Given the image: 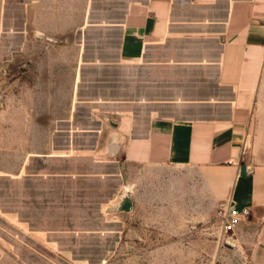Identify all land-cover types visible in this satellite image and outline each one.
Instances as JSON below:
<instances>
[{
	"label": "crops",
	"instance_id": "0c3cea01",
	"mask_svg": "<svg viewBox=\"0 0 264 264\" xmlns=\"http://www.w3.org/2000/svg\"><path fill=\"white\" fill-rule=\"evenodd\" d=\"M0 31L74 65L77 137L122 139L106 176L141 168L148 191L164 177L185 219L199 199L249 207L222 264H264V0H0Z\"/></svg>",
	"mask_w": 264,
	"mask_h": 264
},
{
	"label": "rangeland",
	"instance_id": "374dc122",
	"mask_svg": "<svg viewBox=\"0 0 264 264\" xmlns=\"http://www.w3.org/2000/svg\"><path fill=\"white\" fill-rule=\"evenodd\" d=\"M19 35L0 31V235L6 264H222L228 245L219 209L210 211L199 199L191 212L182 209L185 219L178 206L186 201L163 198L169 194L164 177L148 191L141 168L123 167L119 182L106 176L116 174L117 161L122 165V152H106L116 130L79 140L84 129L76 116L85 113L72 109L74 65L52 63L46 42L36 47L30 32ZM132 181L139 199L131 210L120 209L123 184Z\"/></svg>",
	"mask_w": 264,
	"mask_h": 264
},
{
	"label": "built area",
	"instance_id": "2783aa9c",
	"mask_svg": "<svg viewBox=\"0 0 264 264\" xmlns=\"http://www.w3.org/2000/svg\"><path fill=\"white\" fill-rule=\"evenodd\" d=\"M251 209L249 207L238 208L231 203L222 206L218 213L217 219L221 223V227L227 236H231L237 224L246 220L250 215Z\"/></svg>",
	"mask_w": 264,
	"mask_h": 264
},
{
	"label": "water",
	"instance_id": "95a60500",
	"mask_svg": "<svg viewBox=\"0 0 264 264\" xmlns=\"http://www.w3.org/2000/svg\"><path fill=\"white\" fill-rule=\"evenodd\" d=\"M121 148H122V139L117 137V136H113L110 138V140L108 141V143L106 145V152L109 155L115 156L121 151ZM242 172L243 173L246 172L245 166L242 167ZM132 203H133L132 195L125 193L119 202V207H120V209L131 210L132 209ZM225 244L228 245V247H234L235 246L234 241L230 238L225 239Z\"/></svg>",
	"mask_w": 264,
	"mask_h": 264
},
{
	"label": "flooded vegetation",
	"instance_id": "af4514ba",
	"mask_svg": "<svg viewBox=\"0 0 264 264\" xmlns=\"http://www.w3.org/2000/svg\"><path fill=\"white\" fill-rule=\"evenodd\" d=\"M65 140L67 141V143H70V136L67 135V136L65 137Z\"/></svg>",
	"mask_w": 264,
	"mask_h": 264
}]
</instances>
